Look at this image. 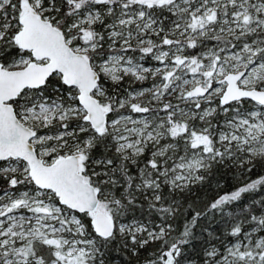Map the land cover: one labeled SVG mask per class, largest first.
I'll return each mask as SVG.
<instances>
[{
  "label": "snow or ice",
  "instance_id": "snow-or-ice-1",
  "mask_svg": "<svg viewBox=\"0 0 264 264\" xmlns=\"http://www.w3.org/2000/svg\"><path fill=\"white\" fill-rule=\"evenodd\" d=\"M0 264H264V0H0Z\"/></svg>",
  "mask_w": 264,
  "mask_h": 264
},
{
  "label": "trees",
  "instance_id": "trees-1",
  "mask_svg": "<svg viewBox=\"0 0 264 264\" xmlns=\"http://www.w3.org/2000/svg\"><path fill=\"white\" fill-rule=\"evenodd\" d=\"M205 195H206V198H210V197H211V195H213V193H211V192H208V193H206Z\"/></svg>",
  "mask_w": 264,
  "mask_h": 264
}]
</instances>
